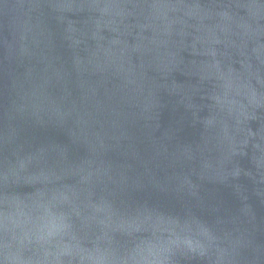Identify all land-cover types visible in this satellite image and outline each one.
<instances>
[{
    "label": "water",
    "instance_id": "95a60500",
    "mask_svg": "<svg viewBox=\"0 0 264 264\" xmlns=\"http://www.w3.org/2000/svg\"><path fill=\"white\" fill-rule=\"evenodd\" d=\"M0 264H264V0H0Z\"/></svg>",
    "mask_w": 264,
    "mask_h": 264
}]
</instances>
